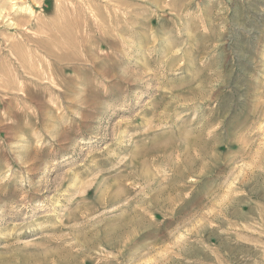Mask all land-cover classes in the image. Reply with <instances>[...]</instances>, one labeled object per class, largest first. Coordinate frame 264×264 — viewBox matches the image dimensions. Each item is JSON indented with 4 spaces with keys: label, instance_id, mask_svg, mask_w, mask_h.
<instances>
[{
    "label": "rangeland",
    "instance_id": "374dc122",
    "mask_svg": "<svg viewBox=\"0 0 264 264\" xmlns=\"http://www.w3.org/2000/svg\"><path fill=\"white\" fill-rule=\"evenodd\" d=\"M0 264H264V0H0Z\"/></svg>",
    "mask_w": 264,
    "mask_h": 264
}]
</instances>
